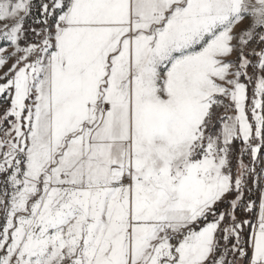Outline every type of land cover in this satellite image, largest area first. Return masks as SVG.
Here are the masks:
<instances>
[{
    "label": "snow or ice",
    "instance_id": "obj_1",
    "mask_svg": "<svg viewBox=\"0 0 264 264\" xmlns=\"http://www.w3.org/2000/svg\"><path fill=\"white\" fill-rule=\"evenodd\" d=\"M0 264H264V0H0Z\"/></svg>",
    "mask_w": 264,
    "mask_h": 264
}]
</instances>
